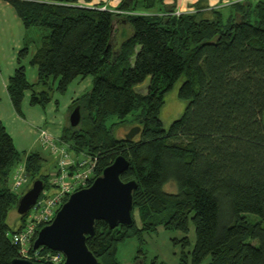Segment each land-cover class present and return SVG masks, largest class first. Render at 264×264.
Masks as SVG:
<instances>
[{
    "label": "trees",
    "instance_id": "1",
    "mask_svg": "<svg viewBox=\"0 0 264 264\" xmlns=\"http://www.w3.org/2000/svg\"><path fill=\"white\" fill-rule=\"evenodd\" d=\"M4 1L24 29L48 31L28 61L36 69L34 83L21 64L27 44L16 54L5 85L14 112L21 115L24 91L29 105L44 106L53 90L63 92L75 78L89 76V91L70 104L79 106L80 120L64 126L60 140L96 155L95 176L122 155L128 167L120 179L136 181L132 225L108 228L95 220L85 239L100 263L120 264L117 242L161 226L183 234L172 239L181 247L177 264H201L206 257V264H264V0L231 4L226 14L205 10L199 0L191 13L178 15L165 0H121L113 11L78 7L76 0ZM145 81L143 92L135 89ZM176 81L185 107L163 128L158 112ZM110 116L138 125L139 132L113 137L105 125ZM43 161L38 151H17L0 123V264L18 257L10 237L25 221L19 216L15 228L6 222L23 192L10 189L9 175L22 162L28 184L38 178L45 185ZM189 221L194 241L185 251Z\"/></svg>",
    "mask_w": 264,
    "mask_h": 264
},
{
    "label": "rangeland",
    "instance_id": "2",
    "mask_svg": "<svg viewBox=\"0 0 264 264\" xmlns=\"http://www.w3.org/2000/svg\"><path fill=\"white\" fill-rule=\"evenodd\" d=\"M27 31L26 38L28 37L31 41V44L27 45L29 51L38 48L41 42V37L48 33L46 29L39 27H30ZM3 42L6 43V45H4V54L8 55L7 53L9 51L7 45L9 40L6 41V39H4ZM9 54L11 56L10 52ZM25 60L26 58L23 61ZM0 66L1 68L4 66V59L1 54ZM32 75L35 76V67L28 65L25 61V77L28 82L32 81ZM146 84L147 81L142 82L141 84L136 85L135 89L143 92ZM178 85L179 81L174 82L163 94V103L158 112V118L160 119L163 128H167L172 120L178 118L185 107V100L177 96ZM51 87H55V82L51 84ZM90 87L91 78L89 76L83 79L75 78L67 85L63 92L53 90L49 101L44 106L28 104L32 108L25 113V119L23 121L16 122L8 119L7 128L13 137L14 145L17 150L24 152L40 150L45 159L42 163V173L47 174L48 172H51L52 167L49 162L52 158V154L41 149L35 142V135L33 133L35 128H41L50 133L56 131L57 134L61 135L62 128L64 126H69L68 114L71 110V100L89 91ZM116 122L117 119L113 116L108 117L105 121L106 127L109 128L111 135L115 138L122 136L131 126L127 123L128 121H124L120 124ZM27 177L28 181L25 185L21 186L20 191H24L28 187V174ZM48 178L49 177H47L46 181ZM164 186L165 190H175L173 184H165ZM246 215L249 221L253 222L257 220V216L253 214L247 213ZM133 219L135 225L139 227V219L136 211L133 212ZM6 222L10 228H15L18 225L19 215L15 212V209L8 211ZM182 235L183 234L178 230H165L161 226H156L153 231L141 232L139 237L132 236L117 242L115 245V258L120 264H151L153 260L155 261V264H177L181 247L178 242L173 243L172 239H179ZM186 235L189 239V244L184 250L190 251L194 241L193 226L190 221L188 222V232ZM138 249H140L141 252H138ZM206 260L207 257L201 262V264H205Z\"/></svg>",
    "mask_w": 264,
    "mask_h": 264
},
{
    "label": "water",
    "instance_id": "3",
    "mask_svg": "<svg viewBox=\"0 0 264 264\" xmlns=\"http://www.w3.org/2000/svg\"><path fill=\"white\" fill-rule=\"evenodd\" d=\"M264 124V110L262 112ZM80 120L79 106L75 105L68 114V124L75 127ZM140 128L130 126L123 133L124 139L133 138ZM128 167L122 155H116L104 166L85 187L69 193L56 210L52 220L40 226L31 242V251L46 247L63 255L60 264H101L85 244V239L94 233L95 220H102L108 228L117 224L132 225V193L136 181H123L120 174ZM42 181L35 178L17 198L15 212L24 216L35 202ZM10 264H35L34 261L16 257Z\"/></svg>",
    "mask_w": 264,
    "mask_h": 264
},
{
    "label": "built area",
    "instance_id": "4",
    "mask_svg": "<svg viewBox=\"0 0 264 264\" xmlns=\"http://www.w3.org/2000/svg\"><path fill=\"white\" fill-rule=\"evenodd\" d=\"M191 13V12H190ZM177 11L174 15H178ZM38 141L43 150L51 153L55 163L51 172H48L46 186L42 188L35 200L24 215V224L11 234V242L18 248V257L34 261L44 258L55 264L63 260L59 251L40 254L38 248L31 251V242L35 237L37 229L49 223L60 204L66 196L88 185L94 178L97 166V157L94 154L72 149L66 142L53 141L50 133L39 129ZM28 177L24 171L22 162L13 168L9 177V187L12 191L19 193L21 186L25 185Z\"/></svg>",
    "mask_w": 264,
    "mask_h": 264
},
{
    "label": "crops",
    "instance_id": "5",
    "mask_svg": "<svg viewBox=\"0 0 264 264\" xmlns=\"http://www.w3.org/2000/svg\"><path fill=\"white\" fill-rule=\"evenodd\" d=\"M120 1L121 0H88V1L76 0V6L85 7V8L96 7V8H100L102 10L104 9V10L113 11L117 7V5L119 4ZM198 1L199 0H173V3H172L171 0H165L163 2V4L167 5V6L173 4L175 11H177L178 13H186V12H192L193 11L192 5H194ZM242 1H246V0H202L201 5L205 6V8H204L205 10L215 9V10H220L226 14L227 9L230 7L231 4H234L237 2H242ZM248 1H254L255 2L256 0H248ZM27 32H28L27 29L23 28L20 20L15 15L12 7L6 1L0 0V54L3 56V59H4V66L2 68L0 66V123L3 125L5 131L7 132V134L12 139L13 145H14L13 137L7 128L8 119H10L12 121H16V122L23 121L25 119L24 118L25 113L30 111L32 107H30L28 105L30 92L24 91L23 98H22L21 105H20L21 115H17L14 112V110L10 104L8 95L6 93L5 85H6L7 79L9 78V76L12 75L14 69L17 67V65H16V54H17V52L23 47L24 43H26L27 45L31 44L30 43L31 41L28 39V37L26 38ZM4 39H6V41L9 40L7 47H8V51L11 53V56H10L9 52L7 53L8 55L4 54V45H6V43L3 42ZM36 49L37 48H35L33 51H29V48L27 46V56H26V60H25L27 62V64H28V61L30 60L31 56L35 53ZM25 61L21 62V64L24 66V68H25ZM31 78H32L31 82H28L27 80L26 81L28 83H34L36 81V69H35V76L32 75ZM25 79H26V77H25ZM79 79H81V78H79ZM32 120H31V122H32ZM17 125H19V124H17ZM39 129H41V128H35L33 133L35 135V142L42 149L40 142L38 141ZM47 132L50 133L49 131H47ZM50 134H51L54 142L57 140H60V134H57L56 131H54L53 133H50ZM14 147H15V145H14ZM17 151H19V150H17ZM36 151H38L41 154L40 150H36ZM19 152L27 153L30 151H26V152L19 151ZM42 157H43V155H42ZM49 163L53 169V166L55 163V158L53 155H52V158L50 159ZM9 177H10V175H9ZM206 263H207V260H206L205 264Z\"/></svg>",
    "mask_w": 264,
    "mask_h": 264
}]
</instances>
